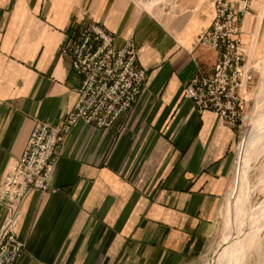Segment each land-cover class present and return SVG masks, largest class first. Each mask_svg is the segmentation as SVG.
Segmentation results:
<instances>
[{
	"label": "crops",
	"instance_id": "crops-1",
	"mask_svg": "<svg viewBox=\"0 0 264 264\" xmlns=\"http://www.w3.org/2000/svg\"><path fill=\"white\" fill-rule=\"evenodd\" d=\"M215 1L160 19L157 8L146 12L133 0H0V189L35 122L62 127L73 108L82 76L72 49L82 28L102 25L116 48L131 40L147 72L137 101L111 128H72L57 191L32 190L23 200L17 235L26 250L17 264L198 263L218 233L240 139L185 93L198 68L211 74L219 58L201 43ZM251 30L245 19L250 55L260 45ZM3 217L0 206V225Z\"/></svg>",
	"mask_w": 264,
	"mask_h": 264
},
{
	"label": "built area",
	"instance_id": "built-area-1",
	"mask_svg": "<svg viewBox=\"0 0 264 264\" xmlns=\"http://www.w3.org/2000/svg\"><path fill=\"white\" fill-rule=\"evenodd\" d=\"M133 1L149 12L146 7L157 0ZM253 3L254 0H216L212 27L201 43L216 50L219 58L211 74L199 67L185 88L187 98L199 111L211 110L231 129L242 126L244 95L255 77V66L251 65L241 36L243 21L251 14ZM72 58L74 71L82 76L73 110L60 128L36 122L23 154L1 188L0 204L6 213L0 226V264H16L22 257L26 246L16 235L20 203L32 189H51L63 143L72 127L83 121L98 129L111 128L133 107L147 81L133 42L128 40L116 48L113 34L98 23L80 30Z\"/></svg>",
	"mask_w": 264,
	"mask_h": 264
},
{
	"label": "rangeland",
	"instance_id": "rangeland-1",
	"mask_svg": "<svg viewBox=\"0 0 264 264\" xmlns=\"http://www.w3.org/2000/svg\"><path fill=\"white\" fill-rule=\"evenodd\" d=\"M195 1L196 0H157L156 2H154L152 4L153 6H151V7L147 6L146 8L150 11L151 8L155 7V8H157V10L153 13L156 14V16H158L160 19H168L169 17L171 18L172 16H175V15L180 14L182 12L194 9ZM140 8H141V6H140ZM253 15H256V17H254ZM262 18H264V0H254L252 12H251V14L247 15L245 19H249L250 23L252 24L251 32L254 34V37H256V38L259 37L260 45H258V48H257L258 51H255V53H253L252 55H250V49L248 47V53L250 55L251 65L255 66L254 67L255 77H254L253 83L248 87L246 94L244 95L245 99L243 101L242 108L240 111L241 116H242V126L240 128H238V130L240 132V139H239V142L237 144V152H236L237 164H236V168H235V172H234V178H233L234 180H233L232 187H231L229 193L227 194V196H226V198L222 204V207L220 209V212H219L218 233H217L216 237L211 241L210 246L206 248L203 255L199 258L197 264H211L212 260H213L212 258L221 249V247L223 245V238H224V233L226 230V225L228 223V220L231 218V216L234 213L233 203H234V200L236 199L237 194H239V197H240V193L242 191V192H244V195H245V197H244L245 200L243 199V201H241L244 203H241V205H239V216H240L239 219L244 225H249V224H252L254 222V220L256 221L259 218V216H257L256 212H259L264 206V44H261L262 40L264 41V23H263V29H262L261 36L257 35L259 23H261L260 21ZM242 26H243V24H242ZM245 40L247 41L248 38ZM76 98H77V93H76ZM75 101H76V99H75ZM74 105H75V103H74ZM73 108H74V106H73ZM73 108L71 110H73ZM69 112H68V114H69ZM65 120H66V118H65ZM38 121H42V120H38ZM36 122H35V124H36ZM42 122H45V121H42ZM47 124H49V123H47ZM52 127H55V126H52ZM32 132H33V130H32ZM69 133L67 134L66 138L68 137ZM31 135H32V133H31ZM66 138H65V141H66ZM65 141H64V143H65ZM64 143H63V145H64ZM25 148H26V146H25ZM25 148H24V150H25ZM24 150H23V152H24ZM62 150H63V146H62ZM23 152H22V154H23ZM61 155H62V152H61ZM19 158H17L15 160L13 166L15 165L16 161ZM60 158H61V156H60ZM60 158L58 160V163L60 161ZM13 166H12L10 172L12 171ZM57 166H58V164H57ZM57 166H56V168H57ZM55 171H56V169H55ZM54 175H55V172H54ZM54 175H53V179H54ZM53 179H52V182H53ZM241 179H242V181H241ZM52 182H51V189L50 190H48V191L39 190V191H41V192H49V191L56 192L57 189L52 187ZM2 186H3V184H2ZM32 190H38V189H32ZM32 190H30L28 192V194ZM53 190H55V191H53ZM0 191H1V189H0ZM245 191H246V193H245ZM23 200H22V202H23ZM22 202L20 203V210H21ZM0 206H2V205L0 204ZM2 208H3V206H2ZM245 212H246V214H245ZM5 213L6 212L4 209V217H5ZM4 217H3V220H4ZM21 217H22V210H21ZM21 217H20V219H21ZM20 219H19V222H20ZM19 222H18V225H19ZM18 225H17V227H18ZM262 225L264 226V224H262ZM17 227H16V235H17ZM17 237H18V235H17ZM262 239H263V244H264V228L262 230ZM21 241H23V240H21ZM25 246H26V243H25ZM25 250H26V247H25ZM249 264H258L257 256H255L253 258V260L251 262H249ZM263 264H264V261H263Z\"/></svg>",
	"mask_w": 264,
	"mask_h": 264
},
{
	"label": "bare ground",
	"instance_id": "bare-ground-1",
	"mask_svg": "<svg viewBox=\"0 0 264 264\" xmlns=\"http://www.w3.org/2000/svg\"><path fill=\"white\" fill-rule=\"evenodd\" d=\"M244 197L245 195L242 191L240 197L239 194L236 195L233 203L234 213L232 212L233 215L226 225L223 245L212 258L211 264H249L255 256L258 258V264H263L264 244L262 230L264 226L262 224H264V206L259 212H256L257 216H259L256 221L254 220L252 224L244 225L239 219V205L244 203L241 202L243 199L245 200Z\"/></svg>",
	"mask_w": 264,
	"mask_h": 264
}]
</instances>
